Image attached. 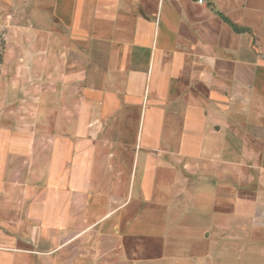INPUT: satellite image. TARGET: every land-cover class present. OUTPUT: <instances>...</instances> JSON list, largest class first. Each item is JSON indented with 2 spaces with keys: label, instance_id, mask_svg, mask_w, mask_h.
Instances as JSON below:
<instances>
[{
  "label": "crops",
  "instance_id": "0c3cea01",
  "mask_svg": "<svg viewBox=\"0 0 264 264\" xmlns=\"http://www.w3.org/2000/svg\"><path fill=\"white\" fill-rule=\"evenodd\" d=\"M0 264H264V0H0Z\"/></svg>",
  "mask_w": 264,
  "mask_h": 264
},
{
  "label": "rangeland",
  "instance_id": "374dc122",
  "mask_svg": "<svg viewBox=\"0 0 264 264\" xmlns=\"http://www.w3.org/2000/svg\"><path fill=\"white\" fill-rule=\"evenodd\" d=\"M4 28L0 27V63L3 59L4 47H5V37H4Z\"/></svg>",
  "mask_w": 264,
  "mask_h": 264
},
{
  "label": "built area",
  "instance_id": "2783aa9c",
  "mask_svg": "<svg viewBox=\"0 0 264 264\" xmlns=\"http://www.w3.org/2000/svg\"><path fill=\"white\" fill-rule=\"evenodd\" d=\"M200 3H205V0H199Z\"/></svg>",
  "mask_w": 264,
  "mask_h": 264
}]
</instances>
